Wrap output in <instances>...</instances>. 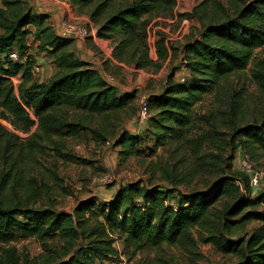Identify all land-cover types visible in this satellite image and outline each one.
<instances>
[{
  "label": "trees",
  "instance_id": "obj_1",
  "mask_svg": "<svg viewBox=\"0 0 264 264\" xmlns=\"http://www.w3.org/2000/svg\"><path fill=\"white\" fill-rule=\"evenodd\" d=\"M93 1L73 0L74 3ZM230 1L232 9L224 8L226 13L222 17L217 13L208 14L209 0L200 6L205 11L198 12L199 7L195 12L203 21V28L200 37L188 43L185 49L184 63L191 80L186 76L176 81L172 76L163 93L149 96L150 109L155 105L160 107L161 125L156 132L153 151L160 146L183 143L193 125L192 108L205 98L207 89L219 87L224 79L246 68L257 48L264 50V0ZM2 2L0 106L10 113L17 128L31 130L38 123L31 138L37 143V140H49L58 134L93 129L97 116L129 107L135 93L120 92L91 62L78 57L71 48L74 38L59 35L47 22L48 13H34L26 0ZM109 2L97 1L91 13L93 18L103 16L98 28L100 36L117 38L114 54L120 60L147 66L150 19L156 10L158 14L171 11L174 0H133L104 15ZM32 23L36 30L29 27ZM30 33L41 39L39 48L49 52L59 68L47 81L34 80L32 75L35 63L30 62L34 60L29 52ZM14 50L18 51L20 60L10 57ZM255 66V77H264V58L256 61ZM20 73L24 80L16 90L12 77ZM31 111L37 115V121L32 118ZM151 118L152 113L149 122ZM139 129H143L142 126ZM233 129L232 152L221 156L225 165L218 171L221 178L213 192L180 193L175 199L172 193L182 179L174 171L178 169L177 163L184 159L177 158V163L172 165L168 160L160 168L167 184L136 180L120 186L103 202L93 196L81 200L72 211L51 208L40 214L32 205L37 200H33L28 190L22 193L17 189L13 195L6 192L11 181L22 183L18 170L25 144L22 141L21 146H17L15 139L20 137L0 123V243L31 236L42 240L58 235L61 241V248L56 250L58 260L27 257L24 264H96L120 255L115 246L119 239L124 243L123 253L133 257L139 251L157 248L165 242L192 244L196 241L193 229L198 228L202 239L211 242L218 251L240 253L242 260L237 264H264V188L253 191L249 176L234 168L239 147L254 162L264 158V116ZM128 135L122 133L117 145L127 149L130 145ZM132 135L131 144L137 145V135ZM32 140L29 141L31 153L37 148ZM54 142L59 155H70L63 150L62 144ZM176 155H180V147L170 151V159L178 157ZM255 192L259 193L254 196ZM221 198L226 199V205L218 216L214 207ZM254 219L262 224L258 230L249 232L247 238L230 235L235 226ZM13 253L14 250H10V254ZM0 264H10L4 253L0 256ZM136 264L139 263L136 261Z\"/></svg>",
  "mask_w": 264,
  "mask_h": 264
},
{
  "label": "rangeland",
  "instance_id": "obj_2",
  "mask_svg": "<svg viewBox=\"0 0 264 264\" xmlns=\"http://www.w3.org/2000/svg\"><path fill=\"white\" fill-rule=\"evenodd\" d=\"M26 1L32 11L37 14L47 12L45 8L48 7L45 6H57L55 0ZM97 1L100 0L84 3L82 13L87 15L89 20L97 23L99 28L100 19L103 16L93 18L91 14ZM132 1L110 0L104 15ZM204 1L174 0L175 4L171 11H161L158 14L156 10L153 13L148 26L150 61L147 66H138L134 62H127L116 57L114 54L116 37L102 38L108 42L109 47H112L111 54L124 66L109 64V59L104 60L102 51H98L92 45L96 53L88 54L89 58L100 63L108 71H112L114 75L117 74L122 85L128 91L135 93L129 107L106 116H97L94 120L96 124L92 126L96 131L92 128H84L77 134H58L49 140H37L36 143L31 138L38 129V123L31 130L19 129L13 123L10 113L0 106V123L6 130L20 137L15 139L17 146H21L22 141L25 144L23 161L19 162L21 169L18 170L22 174V183L20 185V181L19 183L11 181L6 192L13 195L17 189L22 193L28 190L33 194V200H37L36 203L33 201L32 205L39 209L40 214L51 208L72 211L85 198L96 196L103 202L108 200L117 188L136 180H143L144 183L167 184L168 180L163 177L160 168L168 160L172 165L177 163V158L184 159L177 163L178 169L174 171L182 179L172 193L175 199L179 198L180 193L215 191L221 178L218 171L225 165L221 156L231 155L232 152L231 140L234 126L259 121L264 116V77H255V63L264 58L262 47L255 50L254 57L246 68L224 79L219 87L207 89L205 98L192 108L193 125L183 143L160 146L153 151L156 132L161 125L158 116L160 107L157 105L151 108V121L144 125L139 123V97L142 92L149 96L160 95L167 88V83L172 76L176 81L181 80L183 76L191 80L190 72L189 75L184 72L185 49L188 43L200 37L203 21L195 12ZM66 3L61 5L58 3V6H62L64 10L62 11L64 12L63 20L78 21L90 27L89 23L76 20L75 17L78 15L75 12L74 2L66 0ZM0 6H3L2 0H0ZM207 7L209 15L217 13L218 17H222L226 13L225 9L231 11L232 4L230 0H209ZM69 10L71 17L68 16ZM205 10L204 7H200L198 12ZM147 16L150 15L147 14ZM47 22L51 24L49 19ZM29 27L36 30L33 23ZM57 31H61L59 27ZM28 41L32 50L31 57L34 59L31 58V64L37 62V56L45 58L49 55V52L39 48L41 39L36 38L32 33L28 35ZM23 60L26 61V59ZM41 66L39 73L31 72L37 80L50 79L57 73V67L54 66L53 61L46 60V65ZM17 77H19L17 81H15L16 75L12 77L16 90L24 80L22 73ZM31 113L32 118L37 121V115L33 111ZM139 126L143 129L140 130ZM122 133L129 134L130 138L133 133L136 134L138 144H131L129 138L127 141L130 144L129 150L124 145H117ZM30 140L37 144L36 151L33 153L30 152ZM54 140L63 145V150L68 152L70 157H63L57 153L54 149ZM176 147H180V155H176L178 157L172 160L170 151ZM243 153L239 147L235 153L237 157L234 161L235 169L238 167V156ZM212 162L214 165L211 164ZM255 163L259 169L264 170V158L255 160ZM107 174H110L112 178L106 180ZM258 193L255 192L254 196ZM225 205L224 198L215 204L214 211L218 216L223 213ZM261 224L259 220H250L243 225L235 226L230 235L234 238H247L248 233L258 230ZM193 236L196 241L192 244L165 242L157 248L139 251L133 257L123 253L124 243L119 239L115 246L119 249L120 255L99 260L96 264H114L122 257L126 260V264H136V261L139 264H237L242 260L240 253H222L211 242L204 241L198 228L193 229ZM45 241L49 245L45 246ZM60 248L61 241L58 235L42 240L31 236L24 239L17 238L9 243H0V256L4 253L5 259L10 264H24L27 257L30 259L40 257L41 260L52 257L58 260L56 250ZM12 249L15 253L10 254Z\"/></svg>",
  "mask_w": 264,
  "mask_h": 264
},
{
  "label": "built area",
  "instance_id": "obj_3",
  "mask_svg": "<svg viewBox=\"0 0 264 264\" xmlns=\"http://www.w3.org/2000/svg\"><path fill=\"white\" fill-rule=\"evenodd\" d=\"M60 30L61 31H59V33L62 36L73 37L74 39L79 40H87L89 38H93L99 40V42L103 46H106V43L101 40L102 37L100 36L99 29L96 27H89L88 25H84L78 21L63 20L60 24ZM10 57L16 61L20 60V55L17 50L11 52ZM41 69V64L35 63L32 71L34 74H36L39 73ZM18 79L19 77L16 76L15 81H17ZM184 79L185 77L183 76L181 80ZM139 104V123L140 125H144L151 116L149 95L145 92H142L139 97ZM237 163V168L244 171L249 176L250 187L253 191L262 189L264 187V170L259 169L256 166V163L250 158L248 154H240L238 156ZM111 178L112 176L110 174H107L105 176L106 180ZM114 264H126V260L122 257L118 261H115Z\"/></svg>",
  "mask_w": 264,
  "mask_h": 264
},
{
  "label": "crops",
  "instance_id": "obj_4",
  "mask_svg": "<svg viewBox=\"0 0 264 264\" xmlns=\"http://www.w3.org/2000/svg\"><path fill=\"white\" fill-rule=\"evenodd\" d=\"M71 2L73 3V1L71 0ZM55 3L57 4V6L55 5H51V6H45V7H48V8H45L47 10V12L45 13H48L49 14V17L48 19L51 21V25L54 26V30L60 34L57 29L58 27L60 28V24L61 22L63 21V18H64V10L62 6H58V3L61 5L62 4H67L66 3V0H55ZM46 5V4H45ZM84 3H74V8L76 9V14L78 16H76V20H81V21H85L87 23H89V25L91 27H97V23L89 20L88 17H86L87 15L83 14L82 12L84 11L83 6ZM59 7V9H58ZM61 11L62 13L60 14L59 11ZM71 11L69 10V13H68V16L71 17L70 14ZM80 14V15H79ZM57 29H56V28ZM61 35V34H60ZM102 41H104L106 43L107 46H103L99 40H96V39H93V38H89L87 40H79V39H74V42L72 43L71 45V48L75 51L76 55L82 59H85L89 62H91L92 66L98 68L102 74V76L104 78H106L108 81L112 82V84L116 85L118 88H119V91H122V92H125L127 91V89L125 88L124 85H122V82L120 80V78L118 77L117 74H113L112 71H108L106 68H103L102 65L100 63H96L94 60H92L91 58H89L88 54H91V55H94L96 53V51L93 49L92 45L98 49V51H102L103 53V56H104V60H108L109 59V64H112V65H119V66H124V64L122 62H118V60L111 54L112 52V47H109V44L106 40H104L103 38H101ZM74 45V46H73ZM29 52L32 53V50L31 48L29 49ZM53 56H51L50 54L45 56V58H43V56H37V62L41 63V65H46V60H50V61H53ZM53 64L55 67H57V65L54 63L53 61ZM107 64V66L109 65ZM112 67V66H111ZM117 68V67H116ZM43 69H46L43 67ZM58 67H57V70L56 72L58 71ZM120 69V68H119ZM122 69V68H121ZM120 69V70H121ZM118 72V71H117ZM185 73H189V69L186 67L185 70H184ZM120 76V74H119ZM35 80V78H34ZM37 80V79H36ZM43 80H49V79H43ZM43 80H40V81H43ZM32 83V81L30 82V84ZM140 127V126H139ZM121 240V239H120ZM121 242H123L121 240Z\"/></svg>",
  "mask_w": 264,
  "mask_h": 264
},
{
  "label": "bare ground",
  "instance_id": "obj_5",
  "mask_svg": "<svg viewBox=\"0 0 264 264\" xmlns=\"http://www.w3.org/2000/svg\"><path fill=\"white\" fill-rule=\"evenodd\" d=\"M218 8V7H217Z\"/></svg>",
  "mask_w": 264,
  "mask_h": 264
}]
</instances>
